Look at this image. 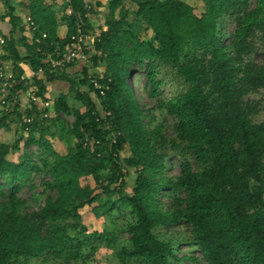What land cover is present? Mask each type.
<instances>
[{"label":"trees","instance_id":"16d2710c","mask_svg":"<svg viewBox=\"0 0 264 264\" xmlns=\"http://www.w3.org/2000/svg\"><path fill=\"white\" fill-rule=\"evenodd\" d=\"M7 1L11 32H0V60L11 63L17 79L64 54L80 24L99 41L82 78L64 69L34 81L38 96L54 101L57 116L44 119L33 105L25 113L35 117L28 133L17 128L28 137L0 143V178L10 187L8 195L0 193V264H100L102 246L115 251L113 264H172V242L155 231L180 225L189 226L207 264H264V122L255 119L260 105L246 100L264 89V62L250 60L264 56V0H199L201 12L183 0H106V28L99 31L84 0H63L62 20L42 0L23 4L25 14ZM27 15L38 26L31 42ZM224 17L235 24L228 43L220 29ZM148 32L152 37L143 38ZM134 65L144 67L154 98L163 84L160 67H171L184 82L177 95L157 99L158 110L175 121L170 132L137 100L128 82ZM92 79L103 85V94ZM55 81L69 84L78 107L66 95L52 98L48 86ZM27 90L25 81L13 90L15 112ZM61 113L72 117L71 125ZM17 114L16 123L23 115ZM9 119L0 117V130ZM56 141L65 143V151ZM22 143L39 147L43 168L29 154L19 163L9 160ZM171 157L178 158L180 175L166 174ZM42 171L49 178L45 203L28 210L16 184ZM131 172L136 177L128 193ZM123 207L132 217L128 240L109 231L89 233L84 212L100 219Z\"/></svg>","mask_w":264,"mask_h":264},{"label":"rangeland","instance_id":"374dc122","mask_svg":"<svg viewBox=\"0 0 264 264\" xmlns=\"http://www.w3.org/2000/svg\"><path fill=\"white\" fill-rule=\"evenodd\" d=\"M11 3L17 7V10L20 13L25 14L27 10L24 8L23 4L28 5L30 0H10ZM188 2L196 8L197 11L201 12L198 4L199 0H183ZM42 2L46 6H50L53 11L55 12L58 19L62 20L61 18L64 17L63 15V6L65 2L63 0H42ZM88 7H91L94 12L89 15L91 22L93 24V29L99 31L102 28H106V15H107V1L106 0H84ZM101 3V6L98 4ZM199 9V10H198ZM9 7L7 0H0V32L4 37H9L11 32V26L7 19H5L6 14H8ZM220 29L222 35L224 36L225 43L230 41V36L233 34L235 30V24L233 20L229 17H224L220 21ZM35 33L32 34V38ZM60 34L62 37H65L67 34L66 26L63 24L62 28L60 29ZM143 38L149 39L151 38V33H145L142 35ZM17 37V41H20L21 35L19 34ZM20 50L23 55L26 54L23 46L18 44ZM3 49H0L2 53ZM255 64H262L264 62V56L261 53L254 54L251 56L250 59ZM79 68L75 70L65 69V73L75 79L82 78V68L84 67L82 64H77ZM132 73L128 76V82L130 83L133 92L142 105L143 109H153L154 114H156L157 118L160 120H164L167 124L168 132L171 131L172 126L174 124V119L168 115L165 111H159L157 108V99H170L173 96L177 95L179 92L184 90L185 84L182 82L176 75L175 71L171 67H160L158 77L161 81H163L162 87L160 89V97L154 98L150 94V88L147 87L148 80L146 76V72L143 66L134 65L130 67ZM92 74L95 73V69L91 68L90 71ZM50 94L52 98L55 100L60 95H66L69 100V105L71 107H78L80 105L79 102L75 100L74 94L70 92L69 84L55 81L51 85L49 84ZM84 92H88L86 87L81 89ZM21 96V103L23 102L22 99L25 101L24 105L21 103H17L19 109L17 112L14 111L12 117H10L8 121V125L6 128L0 130V143L4 144H14L21 136L27 138V134H22L16 126V119L18 116V112L25 114L27 111V102H28V95L27 93H22ZM18 96V97H19ZM93 97V96H92ZM19 100V98H18ZM246 100L259 104L261 107V111L259 114L255 116L256 121L264 122V89H261L257 92L250 93ZM97 104L99 105V101L96 100ZM52 108V115L53 118L57 116L54 108V101ZM100 108V107H99ZM60 117L71 125L73 119L66 114L61 113ZM55 147L57 150L65 151V143L62 141H56ZM25 154H29L32 162L38 164L41 168H43L41 162L39 161L38 154L40 155V149L37 145H31L29 147L24 146L21 144L20 150L13 151L12 154L9 156V160L14 163H19L25 156ZM128 156L129 153H126ZM166 174L170 176L180 175L181 168L177 157H171L166 162ZM44 170V169H43ZM136 174L131 172L127 181H128V193H131V189L134 184ZM49 180V178L42 172H34L31 174V178L29 182H21L17 183L16 186L19 187L17 192L18 197H20L23 201H25L28 210H38L40 209L47 197V194H44V182ZM8 182L5 178H0V193L3 192L4 194L8 195L9 192ZM165 203H169L168 199H163ZM84 221L89 226V233L98 232L101 233L103 231H109L110 233L114 232L117 238L120 240H128L129 233L126 231V225L128 222L132 221V217L129 212V208L123 207L120 209L113 210L110 216L103 215L100 219L95 218V216L90 212H84ZM156 235L161 240H167L172 242L173 253L174 256L178 259H172V264H207L204 260L201 250L197 246L196 242L193 241L191 231L188 225H180V226H172L170 228H159L155 231ZM116 243V242H115ZM96 258L99 260L100 264H113L115 262V251L109 247L102 246L100 250L97 252Z\"/></svg>","mask_w":264,"mask_h":264},{"label":"built area","instance_id":"2783aa9c","mask_svg":"<svg viewBox=\"0 0 264 264\" xmlns=\"http://www.w3.org/2000/svg\"><path fill=\"white\" fill-rule=\"evenodd\" d=\"M71 10L68 11V14H71ZM27 31L26 36L28 42L32 41V34L38 31V26L36 22L30 15L26 17ZM43 38H46V35H43ZM99 41L97 35L94 33H86L83 30L82 25L78 26L76 33L71 37L70 44L67 47V50L64 54L59 55L57 58H49L48 67L46 69L39 68L38 70H29L24 77L17 79L14 76L13 69L10 62H5L0 60V117L4 115H10L12 117L14 111L16 110V103L12 99L13 90L21 84L22 81H25V87L28 88V109L32 110L33 105L43 111L44 119H52L53 115L51 110L52 101L43 100L38 96L39 86L34 82L35 80L44 81L45 76L49 72L51 75L56 74L59 70L68 69L74 64H82L85 66H91L92 59L96 55L95 44ZM5 44V39L0 37V49L3 48ZM91 83L94 87L101 91L103 94V85L96 80H91ZM22 94V93H21ZM110 116V113H106V117ZM72 118V117H71ZM35 117L28 116L23 114L18 120L17 126L23 128L26 133L30 129V125L34 122ZM109 126V125H108ZM117 136L114 135L112 142H116Z\"/></svg>","mask_w":264,"mask_h":264},{"label":"crops","instance_id":"0c3cea01","mask_svg":"<svg viewBox=\"0 0 264 264\" xmlns=\"http://www.w3.org/2000/svg\"><path fill=\"white\" fill-rule=\"evenodd\" d=\"M77 68H79V66H78V65H75V66H71V67L68 68V69L75 70V69H77ZM49 92H50V89H49ZM18 98H19V103H21V98H22V97L19 96ZM22 101H23V102L21 103V105H24V102H25V101H24L23 99H22ZM17 105H18V104H17ZM26 106H27V109H28V107H29L28 102H27V105H26ZM18 109H19V107H18ZM16 125H17V123H16ZM17 128H19V127L17 126Z\"/></svg>","mask_w":264,"mask_h":264}]
</instances>
